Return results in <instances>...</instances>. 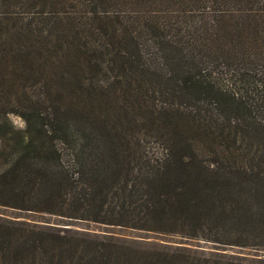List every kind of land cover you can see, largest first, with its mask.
Returning a JSON list of instances; mask_svg holds the SVG:
<instances>
[{
    "label": "trees",
    "instance_id": "16d2710c",
    "mask_svg": "<svg viewBox=\"0 0 264 264\" xmlns=\"http://www.w3.org/2000/svg\"><path fill=\"white\" fill-rule=\"evenodd\" d=\"M0 206L264 250V0H0ZM189 251L0 217V264H264Z\"/></svg>",
    "mask_w": 264,
    "mask_h": 264
},
{
    "label": "rangeland",
    "instance_id": "374dc122",
    "mask_svg": "<svg viewBox=\"0 0 264 264\" xmlns=\"http://www.w3.org/2000/svg\"><path fill=\"white\" fill-rule=\"evenodd\" d=\"M42 70L36 71L39 73ZM35 75V80H36ZM50 86V80L44 84H35V97H31L35 102L52 97H40ZM81 97L74 98L75 102H80ZM12 120L18 127H24L25 123L20 116L12 115ZM0 217L12 221H19L31 226L54 227L59 230H69L78 232L82 236L129 246L140 253L153 251H170L172 253L179 250H190L201 258H234L244 260H260L264 262V250L257 248H246L233 245H224L204 240L184 239L178 236L163 235L159 233L147 232L119 226H110L79 219L62 218L43 212L21 210L12 207L0 206Z\"/></svg>",
    "mask_w": 264,
    "mask_h": 264
}]
</instances>
